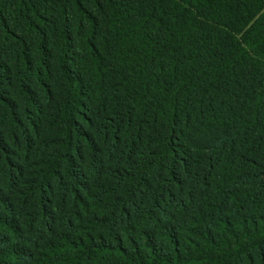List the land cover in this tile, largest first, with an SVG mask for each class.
Returning <instances> with one entry per match:
<instances>
[{
  "label": "trees",
  "instance_id": "obj_1",
  "mask_svg": "<svg viewBox=\"0 0 264 264\" xmlns=\"http://www.w3.org/2000/svg\"><path fill=\"white\" fill-rule=\"evenodd\" d=\"M0 264H264V0H0Z\"/></svg>",
  "mask_w": 264,
  "mask_h": 264
}]
</instances>
